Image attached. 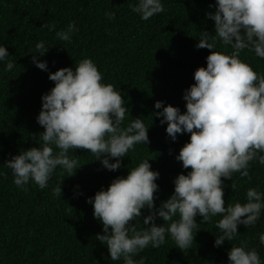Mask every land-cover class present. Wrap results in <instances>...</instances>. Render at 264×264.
I'll return each mask as SVG.
<instances>
[{
    "label": "trees",
    "instance_id": "1",
    "mask_svg": "<svg viewBox=\"0 0 264 264\" xmlns=\"http://www.w3.org/2000/svg\"><path fill=\"white\" fill-rule=\"evenodd\" d=\"M137 0H0V45L7 47V60L15 62L5 71L0 62V264H124L123 258L112 261L107 246L97 240L102 224L93 215L87 202L101 188L106 189L113 179L126 176L129 168L149 158L153 170H158L159 186L155 193L158 208L174 192V179L187 174L182 162L176 159L190 134H178L173 141L166 133L167 123L154 113L156 101L171 104L186 111L184 91L194 81V71L206 67V57L212 50L196 48L202 31L214 34V21L207 13L215 11L216 0H163L165 11L148 21L131 11L129 4ZM210 5L212 7H210ZM107 12H114L109 20ZM75 22L71 42L60 41L56 32ZM54 26V27H53ZM43 41L47 52L37 58L47 62V71L32 61L36 43ZM231 52L217 45V51ZM90 58L103 74L104 83H111L125 99L128 112L124 124L140 118L149 126V143L137 144L122 158L119 169L104 168L99 159L84 149L70 151L79 167L72 176H65L59 167L40 189L34 183L18 188L13 183L12 170L5 161L33 146V138L44 129L37 122L42 107V95L55 82L49 73L62 67H74ZM241 59L264 74V59L245 49ZM251 179L234 173L223 178L225 206L245 202L249 188L264 192V166L252 162ZM236 185L234 189L232 184ZM61 186L62 194L55 189ZM142 209L137 221L143 229ZM207 223L196 217L199 230L189 250L175 246L170 234L159 248H145L133 259L144 264H227L228 251L241 241L257 248L264 260V245L259 234L264 233V211L255 226L238 225L239 235L214 246L219 230L215 222ZM135 223V221H133ZM157 224L162 218L157 217Z\"/></svg>",
    "mask_w": 264,
    "mask_h": 264
},
{
    "label": "clouds",
    "instance_id": "2",
    "mask_svg": "<svg viewBox=\"0 0 264 264\" xmlns=\"http://www.w3.org/2000/svg\"><path fill=\"white\" fill-rule=\"evenodd\" d=\"M129 7L144 21L165 11L163 0H137ZM207 15L214 21V34L202 31L195 47L212 51L206 67L194 71L195 83L184 91L186 111L155 102L160 111L154 115L161 118V124L167 123L166 133L173 141L178 134H190L176 156L190 171L175 177L174 192L158 208L154 194L160 173L152 169L149 158L87 198L103 226L95 238L107 246L112 261L123 258L124 264H144L133 257L149 246L165 244L166 234L182 251L189 250L200 229L198 215L204 223L221 216L215 222L220 234L214 240V246L220 247L239 235L238 225L255 226L264 211V192L258 188L247 190L245 202L226 207L222 180L234 173L251 179V163L264 166V74L241 59L245 49L264 59V0H216L215 11ZM106 16L115 19L114 12ZM75 31L73 21L57 31L56 38L70 43ZM218 44L225 49L230 46L231 52L217 51ZM48 48L40 41L30 51L33 63L45 71L47 62L35 54L43 56ZM7 57V47L0 45V62L5 63L6 72L15 66ZM49 79L55 84L42 95L36 119L44 130L33 137L38 146L19 151L3 165L12 170L18 188L30 182L46 188L58 167L65 176L74 175L81 166L70 151L88 150L104 168L115 171L135 145L150 142L149 126L142 119L122 126L128 112L125 99L114 85L103 82V74L90 58L50 72ZM55 194H62L61 186ZM142 209L149 210L143 217L147 227L138 229ZM157 217L164 223L157 224ZM259 243L264 245V233L259 234ZM227 264H264V260L257 248L241 241L228 251Z\"/></svg>",
    "mask_w": 264,
    "mask_h": 264
}]
</instances>
